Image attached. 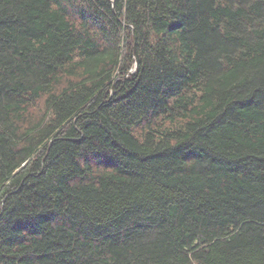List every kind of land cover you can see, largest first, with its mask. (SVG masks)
<instances>
[{
  "label": "trees",
  "instance_id": "1",
  "mask_svg": "<svg viewBox=\"0 0 264 264\" xmlns=\"http://www.w3.org/2000/svg\"><path fill=\"white\" fill-rule=\"evenodd\" d=\"M0 264H264V0H0Z\"/></svg>",
  "mask_w": 264,
  "mask_h": 264
},
{
  "label": "water",
  "instance_id": "2",
  "mask_svg": "<svg viewBox=\"0 0 264 264\" xmlns=\"http://www.w3.org/2000/svg\"><path fill=\"white\" fill-rule=\"evenodd\" d=\"M136 69H137V66H135L132 70H130L129 73L136 71Z\"/></svg>",
  "mask_w": 264,
  "mask_h": 264
}]
</instances>
